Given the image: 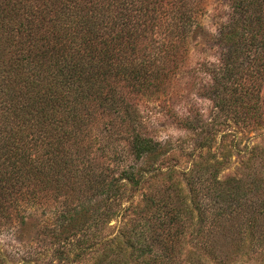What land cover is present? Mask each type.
<instances>
[{"label": "trees", "instance_id": "obj_1", "mask_svg": "<svg viewBox=\"0 0 264 264\" xmlns=\"http://www.w3.org/2000/svg\"><path fill=\"white\" fill-rule=\"evenodd\" d=\"M224 2L227 19L211 34L204 0H0V233L28 247L24 256L37 264L263 260L260 171L221 178L215 156L188 171L166 166L172 143L154 137L145 113L179 96L194 41L220 60L202 86L213 119L263 121L264 0ZM171 113L195 135L190 155H208L215 120L195 108ZM254 157L264 169V150ZM7 257L0 251V264Z\"/></svg>", "mask_w": 264, "mask_h": 264}, {"label": "rangeland", "instance_id": "obj_2", "mask_svg": "<svg viewBox=\"0 0 264 264\" xmlns=\"http://www.w3.org/2000/svg\"><path fill=\"white\" fill-rule=\"evenodd\" d=\"M204 1L206 7L205 13L201 16V22L206 32L215 34L220 25L227 19L228 5H226L224 0ZM213 51L220 52V49L214 48ZM190 53V64L177 82L178 89L180 90L179 96L174 100L160 98L156 104L147 105L149 110L145 111V113L151 114V123L148 124V128L153 132L154 137L158 138L161 142L170 141L172 143V151H169V155L165 159V165L179 172L188 171L192 167L193 161L200 162L202 158L210 159L211 157L212 159L215 156L216 160L222 162L221 178H240L243 175L249 174L256 179L259 176L258 171H260V177L264 179V169H259V165L254 162V156L259 155L260 150H264V119L260 124H246V126L242 121H228L220 117L213 119L215 116L213 104L208 99L209 97L202 86L208 82V69L212 65L218 66L219 64L220 66L219 57L216 54V57H214L215 55L211 56L208 53H204L194 41H191ZM262 90L264 105V86ZM189 108H195L200 111L208 121L209 119L215 120V125L211 129L212 134H215V141L211 152L208 154L209 156L206 152L190 155L195 149V135L184 130L172 117L171 112L184 114ZM182 184L186 188L184 181ZM143 193L144 191L134 195L133 201L135 204L142 200ZM127 219L121 220L120 223L123 225ZM117 225L118 220L111 221L109 229L105 230V234L112 235ZM198 229L199 223L195 221L192 228L193 236H195ZM13 239L9 234L0 233V251L5 255L8 254L9 257L7 259L10 260V264H37L33 259L34 256H24V252H30L29 248L18 244ZM28 241L30 240H23L21 242L23 244H31ZM187 251H194L192 245L187 246L185 252ZM28 260L32 261L29 262ZM86 262L87 259H84V261L78 264H85ZM243 263L264 264V257L263 260L259 258Z\"/></svg>", "mask_w": 264, "mask_h": 264}]
</instances>
